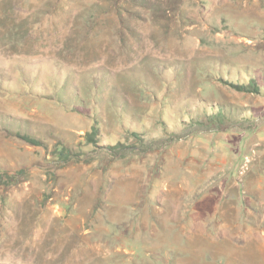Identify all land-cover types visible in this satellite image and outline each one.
Wrapping results in <instances>:
<instances>
[{"label":"rangeland","instance_id":"rangeland-1","mask_svg":"<svg viewBox=\"0 0 264 264\" xmlns=\"http://www.w3.org/2000/svg\"><path fill=\"white\" fill-rule=\"evenodd\" d=\"M0 264H264V0H0Z\"/></svg>","mask_w":264,"mask_h":264},{"label":"trees","instance_id":"trees-1","mask_svg":"<svg viewBox=\"0 0 264 264\" xmlns=\"http://www.w3.org/2000/svg\"><path fill=\"white\" fill-rule=\"evenodd\" d=\"M243 87H244L245 90H248V91H257V86L252 87L251 89H247V88H246V85H244ZM248 87H249V86H248ZM87 135H88V134H87ZM90 135H91V134H89L88 139L92 140V137H91ZM69 153H70V152H68V150L66 149V150H61V151L59 152V155H61V156L64 157L65 159H67V158L69 157Z\"/></svg>","mask_w":264,"mask_h":264}]
</instances>
